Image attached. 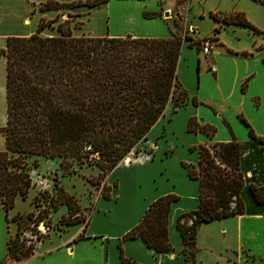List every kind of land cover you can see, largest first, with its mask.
Listing matches in <instances>:
<instances>
[{
    "label": "trees",
    "instance_id": "16d2710c",
    "mask_svg": "<svg viewBox=\"0 0 264 264\" xmlns=\"http://www.w3.org/2000/svg\"><path fill=\"white\" fill-rule=\"evenodd\" d=\"M107 1L45 0L38 6L41 12L82 6L91 9ZM254 1L264 5L263 0ZM233 15L223 23L256 30L241 15ZM153 16L143 14L146 18ZM55 17L57 14L46 21L39 18L27 36H7L0 48L4 63L0 208L4 212L11 208L15 196L25 197L31 184L28 157L56 158L64 170L87 163L108 173L127 153L139 152L138 142L145 139L169 102L173 113L187 99L184 89L176 84L181 38L74 35L66 21L55 26L57 34H41ZM187 129L208 137L213 133L211 126L198 125L193 117L188 119ZM248 135L255 138L250 128ZM211 144L197 146L196 167L183 163L188 177L197 180L198 185L196 208L176 218L181 252L188 264H193L194 237L200 223L243 213L240 146L233 139ZM248 188L254 201L263 204L264 185L249 184ZM107 191L102 194L105 198ZM176 198L166 194L150 202L121 240L140 238L155 252L169 250L166 218ZM60 203L67 205L65 199ZM47 208L41 211L44 215ZM31 216L14 215L12 220ZM181 219H190V224L181 223ZM5 247L7 257L14 261L29 257L34 249L33 244L25 245L20 240L17 230ZM119 259L120 264H135L121 254Z\"/></svg>",
    "mask_w": 264,
    "mask_h": 264
},
{
    "label": "crops",
    "instance_id": "0c3cea01",
    "mask_svg": "<svg viewBox=\"0 0 264 264\" xmlns=\"http://www.w3.org/2000/svg\"><path fill=\"white\" fill-rule=\"evenodd\" d=\"M43 1L45 0H0L1 45L7 36H27L33 32L34 25L36 26L42 17L35 19L29 28L28 22L21 24V20L30 4L39 5ZM176 1L153 0L149 5L146 0H122L121 2L125 3L115 5L114 23L110 15L112 12L108 13L110 26L106 29L104 22L107 23V16L105 20V15L99 13L107 9L105 7L107 2L102 3L94 7L96 11L87 21V26L91 30L90 35L168 37L169 24L162 17L145 18L142 17V13L145 8H149L148 11L153 13H156V10H151L152 7L172 8ZM249 11L234 4L219 11L226 14L237 13L255 27L256 30L252 31L234 23H224L225 26L233 28L236 41L239 39L238 34L245 36L244 44L235 43L236 41L231 44L221 40L219 33L223 28L219 26V21L213 25V29L217 30L213 34H199L195 26L190 27L196 38L211 36L215 45L209 53L203 54L197 47L195 51H190V45L181 44L176 64V79L186 92V102L177 107L170 116L171 106L167 104L163 115L158 117L145 139L138 142L139 152L129 162L119 161L104 178L103 183L108 188L107 198L111 199L112 204L119 200L129 202L130 213L121 226L116 231L107 233L106 220L110 217L108 213L112 205L99 203L100 195H96L83 225L79 224L78 229L57 244L47 246H43V243L35 244L38 247L34 246L33 254L18 260V263L120 264L121 254L135 264H188L181 252V237L176 228V218L179 214L196 208L198 185L194 179L188 177L187 169L181 162L187 160L184 155L173 163L170 161L176 143L173 144L172 138L169 137L175 135L173 138H178V135L182 134L183 145L194 143L208 145L231 139L238 142L240 146L238 167L244 179L240 191L243 213L226 217L231 218L226 223L222 221L214 225H206L209 222L199 224L194 237L193 264H264V203L257 204L248 188L249 184L264 185V31L254 22ZM95 14L104 17L100 28L97 27L98 21L96 28L92 26L93 21L88 23ZM180 15L181 12L177 11L174 18L177 19ZM11 26L19 28L20 31L11 32ZM200 58L203 61L202 71H199ZM195 65L197 73H194ZM197 76L198 82L195 85ZM201 84L202 91L208 92L202 97L198 92ZM192 99L195 103L191 101ZM197 103L198 105L203 103L207 107L205 113L199 110ZM0 110L4 118L3 60L0 61ZM189 117H193L198 125L211 126L213 128L211 136L208 137L197 130L186 131L185 126ZM3 118L0 121L2 124ZM156 127L159 129L155 130ZM249 128L255 138L248 135ZM166 133L169 137H166ZM181 186H185L186 190H179ZM166 194L178 197L170 203L166 218L170 249L166 252H155L140 238L121 240V237L139 221L148 204ZM180 222L189 225L190 219H181ZM219 238L221 241L215 242ZM94 241H97L98 246L93 243Z\"/></svg>",
    "mask_w": 264,
    "mask_h": 264
},
{
    "label": "rangeland",
    "instance_id": "374dc122",
    "mask_svg": "<svg viewBox=\"0 0 264 264\" xmlns=\"http://www.w3.org/2000/svg\"><path fill=\"white\" fill-rule=\"evenodd\" d=\"M121 1L122 0H108L107 6H105L107 9L104 10V12L99 13L105 15V20L107 16V23L104 22L105 29L107 28V26H110V18L108 13L112 12V14L110 15L112 17V23H114L116 17V13H114V11H116L115 5L116 3H125ZM146 1H148L147 3L151 5V2L153 0ZM232 4H234L238 8L250 10L249 12L254 22L264 31V5L257 2H253L251 0H177L175 6H173L172 8H166L164 6H159L158 8L152 7L151 10H156V13L148 11L150 10L149 8H145L144 13L142 14H152L154 16H159L160 18L162 17L163 20H165L169 24L168 30L170 36L174 35L181 38V44L187 43V45L191 46L189 48L190 51H195V47L199 49L198 38H196V34H194V32L192 34L191 31L193 30L190 29V27L195 26L194 28L199 32V34H213V25L214 23H216V20L212 17V13L210 12L221 11L222 8H226ZM32 8L33 12H31ZM94 11H96V8L88 9L82 6L71 9L60 8L40 13L39 6L37 4H30V6L28 7V11L21 20V24L23 22H28L27 27L29 28L34 23L35 19L42 17L46 21L54 18V16L57 14V17H55V19L50 22V26L44 28L41 31V34H57V32L55 31V26L58 23L64 21L68 23L74 35H79L81 33L91 34V30L87 26V21L92 16V13ZM177 11H180L181 15L179 16V18L175 19L174 13ZM164 12H167V16H164ZM67 13H69L70 16H67ZM103 20L104 17H100L98 16V14H95V16L92 17L88 23L90 24L93 21L92 26L96 28L95 26L97 25L98 21L99 24L97 27L100 28L101 25H103ZM219 26L223 28V30H220L219 38L221 40H226L231 44L234 43V41H236L234 37L236 36V33L232 32L233 28L225 26L223 21H219ZM19 31V28L11 26V32L17 33ZM20 34L22 35L24 33ZM238 36L239 39L235 43L238 42L239 44H244L245 36L242 34H238ZM4 43L5 39L2 45L0 44L1 48L4 46ZM0 61L2 62L1 57ZM202 68L203 61L202 58H200L199 71H202ZM1 69L3 72V66L1 67ZM195 69L196 65L194 66V73H197L198 71ZM196 78L197 79L195 80V85H197L198 76ZM176 84H178L177 79ZM178 86L180 87L179 84ZM173 89L174 96H176L178 93V88L176 87V85L173 87ZM198 92L201 97L205 96L208 93L206 90L202 91V84L201 89H199ZM193 95L194 94H192V96ZM180 97L181 94L179 95V99ZM168 104L171 106V102H169ZM190 104L192 105L191 102ZM198 107L199 110L205 113L207 107L203 103H199ZM170 115L171 111L169 116ZM0 116V121H2L3 114H0ZM187 122L185 130L189 131L187 129ZM1 125H3L2 122L0 123V126ZM156 129L159 128L156 127L155 130ZM166 135V137H169L167 133ZM174 136L175 135L169 137L172 138L173 144L176 143L174 147L173 156L170 161L173 163L180 156L184 155L187 160L181 162L196 167L197 146L202 143H194V145H183L181 142L183 140L182 134H179L178 138H173ZM211 145V143L208 144V146ZM3 147V138L0 134V149H3ZM134 156L135 155L133 151H130L123 158L127 157L129 162ZM123 158L119 161H123ZM26 163L28 165V173L30 176L31 184L27 189L25 197L21 198L20 196H15L11 208H9L6 212H4L0 208V264H21L18 263V261H14L8 258L6 254L5 243L7 239L14 237L16 230L19 234H21L22 231H26L24 235H28V228H32L33 232L39 233L38 238L41 242H39L38 245H40L41 243H43V246L57 244L58 242L66 238L68 235H70L73 231L78 229L80 225H83L86 222V217L89 214V210L93 206V202L96 195H100L99 203L112 205V209H109L108 213V216L110 217L106 220V231L108 234L116 231L126 220L128 213H130L128 201L121 202L119 200V202H113L112 204L110 198L106 199L102 196V194L108 190V188L103 183L104 178L106 176V172H101L94 165H90L87 163H82L78 165L73 164L71 167H67L64 170L60 168L58 159L44 158L41 156H30L26 159ZM69 170L74 171L69 172ZM194 181L197 183V180ZM179 190H186V187L181 186ZM63 199L66 200L67 205L60 203L63 201ZM44 206L48 207L47 213H45V216L48 220L46 224L47 229L42 227L40 224H37V220L42 217L41 209H44ZM52 206L55 207L52 208ZM27 213H32V216L27 220L23 219L19 221L17 218H15V220H12V217L14 215L23 216ZM5 216L7 218V222L5 221ZM230 219L231 218H224L217 221H211L209 223H206V225H214L216 223H221L222 221L226 223L227 221H230ZM68 223L74 224L68 225ZM33 224L38 225L37 228L34 226L31 227V225ZM39 231L43 232L40 233ZM24 238L27 239V236H24ZM36 241L33 242V246H35ZM118 241L119 240H117V242ZM219 241H221L220 238L219 240H215V242ZM93 243L98 246L97 241H94ZM38 245L35 247H38ZM31 252L33 254V251Z\"/></svg>",
    "mask_w": 264,
    "mask_h": 264
},
{
    "label": "built area",
    "instance_id": "2783aa9c",
    "mask_svg": "<svg viewBox=\"0 0 264 264\" xmlns=\"http://www.w3.org/2000/svg\"><path fill=\"white\" fill-rule=\"evenodd\" d=\"M212 14H213L214 19L216 21H222V20H225L228 18H232L234 16L233 14H226V13L219 12V11L214 12ZM198 44H199V50L203 54L209 53L210 50L212 49V47L215 45L211 36H202V37L198 38ZM125 162H128V161H125ZM44 208H45V206H44ZM41 216L42 217L40 218V220L37 221V224L38 225L40 224L42 227L47 229V226H46L47 221H48L47 217L43 213H41ZM38 225L33 224V225H31V227L34 226L37 228ZM25 232L26 231H22V233L19 234L20 240H22L25 245L34 244L33 242L36 240H38V241H36L35 244H38L40 242V240L38 238L39 233L33 232L32 228H28V235H24ZM39 232L42 233L43 231H39ZM24 236H27V239L24 238Z\"/></svg>",
    "mask_w": 264,
    "mask_h": 264
},
{
    "label": "water",
    "instance_id": "95a60500",
    "mask_svg": "<svg viewBox=\"0 0 264 264\" xmlns=\"http://www.w3.org/2000/svg\"><path fill=\"white\" fill-rule=\"evenodd\" d=\"M164 16H167V12H164ZM123 161H128V158L127 157L123 158Z\"/></svg>",
    "mask_w": 264,
    "mask_h": 264
}]
</instances>
